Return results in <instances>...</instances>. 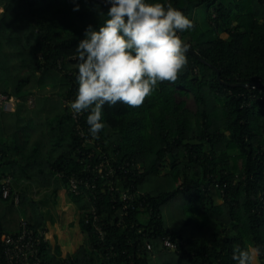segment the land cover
<instances>
[{
    "label": "trees",
    "instance_id": "trees-1",
    "mask_svg": "<svg viewBox=\"0 0 264 264\" xmlns=\"http://www.w3.org/2000/svg\"><path fill=\"white\" fill-rule=\"evenodd\" d=\"M159 2L194 23L178 33L190 45L187 66L138 108L105 105L93 138L89 113L68 105L78 88L76 46L108 8L0 0V94L16 99L14 112L0 108V181L11 178L10 198L0 194V235L18 236L26 221L43 241L40 264H237V247H259L264 264V102L256 100L264 95V0ZM71 179L80 186L67 195L82 240L61 257L41 206L56 209ZM33 188L44 197L35 200ZM123 192L136 197L126 203Z\"/></svg>",
    "mask_w": 264,
    "mask_h": 264
},
{
    "label": "clouds",
    "instance_id": "clouds-1",
    "mask_svg": "<svg viewBox=\"0 0 264 264\" xmlns=\"http://www.w3.org/2000/svg\"><path fill=\"white\" fill-rule=\"evenodd\" d=\"M107 19L98 30L89 25L76 46L77 95L68 107L89 113V134L104 129L103 108L118 103L138 108L164 81L175 82L187 66L190 45L178 33L194 23L171 3L159 0H105ZM73 11H79L76 4ZM103 15V13H100ZM259 247L233 252L237 264H253Z\"/></svg>",
    "mask_w": 264,
    "mask_h": 264
},
{
    "label": "built area",
    "instance_id": "built-area-1",
    "mask_svg": "<svg viewBox=\"0 0 264 264\" xmlns=\"http://www.w3.org/2000/svg\"><path fill=\"white\" fill-rule=\"evenodd\" d=\"M1 12L2 10L0 9V13ZM260 86L261 85L254 84V85H250L249 88L251 91H254L259 88V93H262V90H260ZM249 98L252 99L254 97L252 98L249 97ZM256 100L260 102H264V95L258 97V99ZM29 104H32L31 100L29 101ZM241 107L244 106L242 105ZM0 108L2 109V111L6 113L14 112L16 109V99L12 96L8 97L3 94H0ZM104 166H105L104 163L101 162L95 167V170L98 172V174H102L104 170ZM107 172L109 174L111 171L108 170ZM79 187L80 186L78 181L76 179H71L67 193L69 192L72 195H78ZM0 194L3 200H8L10 198L11 196L10 177H5L0 181ZM135 197L136 195L129 194L127 192L121 193V199L126 203L134 200ZM12 200L14 205L17 206L19 204L18 195H14ZM20 226H21V232L16 237L8 236L5 234L0 235V242H2L3 255L6 264H40L37 254L43 242L41 240V235L35 237L33 231L31 230L27 222L24 220L20 221ZM164 246L168 248H174V246L167 240L164 241ZM148 249H150V247H148Z\"/></svg>",
    "mask_w": 264,
    "mask_h": 264
},
{
    "label": "crops",
    "instance_id": "crops-1",
    "mask_svg": "<svg viewBox=\"0 0 264 264\" xmlns=\"http://www.w3.org/2000/svg\"><path fill=\"white\" fill-rule=\"evenodd\" d=\"M58 204H59V206H57L56 209L50 208V206L48 207V209L46 207L41 206V208H42L41 211L43 212V215L45 216L44 218L46 220L47 219L53 220L54 225L51 228V230H52V233L57 236V244L60 247L61 257H65L66 255L72 254L74 252V246L73 245L76 242H78L79 240H82V235L78 229L79 215L77 214V212H78L77 208L70 202L69 198L64 200L61 198V196H59ZM53 209H55L57 211V214L53 211ZM46 212L48 214H45ZM52 212L54 213L53 215L58 216L59 218H61V220H62V217H60V216L63 215L65 220H66V223L69 222L70 217H72V214H74V212H75V217L77 215V221L75 220V222L68 223L66 225V227L64 229L62 228V230H61L59 227V224H60L59 220L55 219L53 216H51ZM59 212L61 214H59ZM59 230L61 231V233ZM47 239L50 240L49 238H47ZM51 245H54V243L52 242Z\"/></svg>",
    "mask_w": 264,
    "mask_h": 264
},
{
    "label": "rangeland",
    "instance_id": "rangeland-1",
    "mask_svg": "<svg viewBox=\"0 0 264 264\" xmlns=\"http://www.w3.org/2000/svg\"><path fill=\"white\" fill-rule=\"evenodd\" d=\"M194 15H195V17L197 18V19H199V18H201V16H202V10L200 9V8H197L196 10H195V12H194ZM199 22H200V20H199ZM198 24H200V23H198ZM222 37L223 38H225L226 36L225 35H222ZM30 106H32L33 107V103L30 105ZM187 106L191 109V110H194V104H193V102L192 101H187ZM31 193L33 194V198L35 199V200H37V199H42L41 197H44V194H45V192H43V191H40V193H38V192H36V190L33 188V190L31 191ZM60 195L59 196H61V198L62 199H64V200H66V199H68L67 197H68V195H67V191L66 190H62L60 193H59ZM212 198L215 200V202H218V197H217V195L215 194V193H213L212 194ZM42 209V208H41ZM52 210V209H51ZM54 212L57 214V211L54 209ZM45 214H48L47 212L45 213ZM54 213L52 212L51 213V216H53L55 219H58L59 220V227H60V229L62 230V228L64 229L65 227H66V225L68 224V223H72V222H75V220L77 221V215H76V217H75V212H74V214H72V217H70V219H69V222H67L66 223V220H65V218H64V216L63 215H61L60 217H62V220H61V218H59L58 216H55V215H53ZM59 214H61L60 212H59ZM77 214H78V212H77ZM178 214V213H177ZM45 217V216H44ZM48 220V219H47ZM60 231V230H59ZM63 232V231H62ZM60 233H61V231H60ZM74 246V245H73ZM160 264H166L167 263V261H163V262H159ZM253 264H261L260 263V261L258 260V257H256L255 258V260H254V262H253Z\"/></svg>",
    "mask_w": 264,
    "mask_h": 264
},
{
    "label": "water",
    "instance_id": "water-1",
    "mask_svg": "<svg viewBox=\"0 0 264 264\" xmlns=\"http://www.w3.org/2000/svg\"><path fill=\"white\" fill-rule=\"evenodd\" d=\"M94 1L100 3L101 5L105 6V7L108 8V9H109V7H110V5H108V4L105 3V0H94Z\"/></svg>",
    "mask_w": 264,
    "mask_h": 264
}]
</instances>
